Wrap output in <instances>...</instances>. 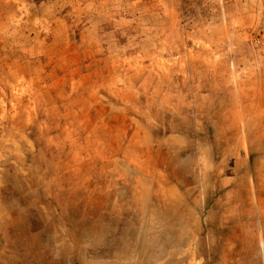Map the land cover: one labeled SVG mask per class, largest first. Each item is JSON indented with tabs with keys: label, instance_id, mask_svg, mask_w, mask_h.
<instances>
[{
	"label": "rangeland",
	"instance_id": "rangeland-1",
	"mask_svg": "<svg viewBox=\"0 0 264 264\" xmlns=\"http://www.w3.org/2000/svg\"><path fill=\"white\" fill-rule=\"evenodd\" d=\"M0 264H264V0H0Z\"/></svg>",
	"mask_w": 264,
	"mask_h": 264
}]
</instances>
